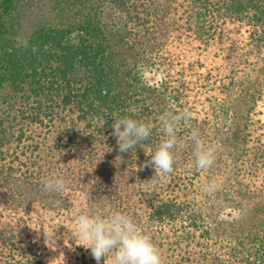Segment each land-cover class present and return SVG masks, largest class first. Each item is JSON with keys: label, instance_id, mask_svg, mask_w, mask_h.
I'll list each match as a JSON object with an SVG mask.
<instances>
[{"label": "trees", "instance_id": "1", "mask_svg": "<svg viewBox=\"0 0 264 264\" xmlns=\"http://www.w3.org/2000/svg\"><path fill=\"white\" fill-rule=\"evenodd\" d=\"M263 101L264 0H0V202L27 215L0 220V264H48L28 222L78 210L133 216L165 264H264ZM168 111L189 113L184 146L146 183ZM123 117L151 126L126 153ZM193 129L215 149L208 169ZM52 177L68 190L46 191Z\"/></svg>", "mask_w": 264, "mask_h": 264}, {"label": "clouds", "instance_id": "2", "mask_svg": "<svg viewBox=\"0 0 264 264\" xmlns=\"http://www.w3.org/2000/svg\"><path fill=\"white\" fill-rule=\"evenodd\" d=\"M18 46L27 47V40L17 38ZM36 51L35 48L32 49ZM187 112H165L160 116L164 138L160 142L157 150L146 161L143 167L153 166L156 175L150 183L159 176L170 175L174 171V164L177 160V148H182L183 142L176 134L177 125L187 119ZM112 136L117 139L120 153L129 152L137 145L142 146L151 135V126L139 120L123 117L115 120L112 124ZM199 129H193L191 138L194 143L195 166L201 170L208 169L215 162V149L212 146H205L200 138ZM69 187V180L63 177H52L44 180V189L62 195ZM216 190L214 183L206 184L202 187L205 194H212ZM90 197L82 196L84 202H88ZM71 237L74 238L77 246H82L90 250L91 257L100 264L103 259L104 264H165L162 250L154 242L152 236L146 233L135 220L127 213L114 211L111 214H101L100 212L77 211L74 220V228L71 230ZM57 237L54 230L50 234L45 233L44 244L46 247L56 250ZM67 244V240H65ZM62 258V259H61ZM65 264L63 254L57 258L50 259L48 264Z\"/></svg>", "mask_w": 264, "mask_h": 264}, {"label": "rangeland", "instance_id": "3", "mask_svg": "<svg viewBox=\"0 0 264 264\" xmlns=\"http://www.w3.org/2000/svg\"><path fill=\"white\" fill-rule=\"evenodd\" d=\"M263 108H264V101H263ZM247 108L245 105H237L236 112L238 113V116L245 115ZM234 153V152H233ZM227 159V157H226ZM222 166H218L217 170L221 169ZM9 203L6 202V204L2 205L0 202V220L3 225V227H9L8 225L12 224V222H15L14 218L17 220H25L27 219V215L18 216L11 213H8L5 208L7 207ZM12 204V203H10ZM14 205H18V202H14ZM38 211L39 209L35 207ZM14 216V217H12ZM38 216H40V212L38 211ZM51 219L48 220L45 217L38 218L40 222H46L49 224V226H46L45 228H41L39 225H36V219H33L34 221H29L28 223V229L27 234H29L30 237H33L39 242V245L42 248V256L43 259L48 263L50 259L57 258L63 254L65 258V264H96L93 263L92 260L88 257V254L84 247L77 246L75 243L74 238L71 237V230L74 228V220H64L56 219L53 216L50 217ZM9 229V228H7ZM43 229V230H42ZM54 230L55 237H57V248L56 250H52L45 246L44 244V238L45 233L50 234ZM65 240H67V244L65 243ZM62 259V258H61ZM59 264V262H57Z\"/></svg>", "mask_w": 264, "mask_h": 264}]
</instances>
